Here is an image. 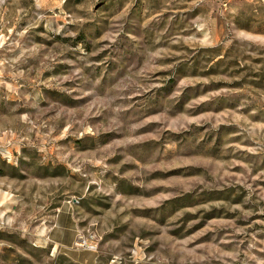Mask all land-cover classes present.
<instances>
[{"label":"rangeland","instance_id":"rangeland-1","mask_svg":"<svg viewBox=\"0 0 264 264\" xmlns=\"http://www.w3.org/2000/svg\"><path fill=\"white\" fill-rule=\"evenodd\" d=\"M0 264H264V0H0Z\"/></svg>","mask_w":264,"mask_h":264},{"label":"crops","instance_id":"crops-1","mask_svg":"<svg viewBox=\"0 0 264 264\" xmlns=\"http://www.w3.org/2000/svg\"><path fill=\"white\" fill-rule=\"evenodd\" d=\"M77 223L68 209H60L47 231V238L59 248L72 246L77 237Z\"/></svg>","mask_w":264,"mask_h":264},{"label":"built area","instance_id":"built-area-1","mask_svg":"<svg viewBox=\"0 0 264 264\" xmlns=\"http://www.w3.org/2000/svg\"><path fill=\"white\" fill-rule=\"evenodd\" d=\"M76 242L78 243V241L75 240L74 243H76ZM90 246H91V245H90Z\"/></svg>","mask_w":264,"mask_h":264}]
</instances>
